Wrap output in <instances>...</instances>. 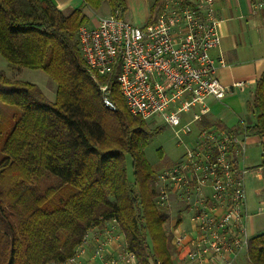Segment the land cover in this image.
<instances>
[{"label":"trees","instance_id":"1","mask_svg":"<svg viewBox=\"0 0 264 264\" xmlns=\"http://www.w3.org/2000/svg\"><path fill=\"white\" fill-rule=\"evenodd\" d=\"M103 1L110 12L125 9L124 0H83L65 11L51 0H0V56L56 84L50 100L0 69V264L62 262L90 226L109 219L138 264H173L169 214L155 203L154 186L171 162L161 147L159 164L145 153L164 127L129 111L114 73L101 77L115 108L106 106L78 47L85 11ZM246 105L253 121L227 129L264 137V70ZM200 123L226 128L206 116ZM246 259L264 264V232L249 238Z\"/></svg>","mask_w":264,"mask_h":264},{"label":"built area","instance_id":"2","mask_svg":"<svg viewBox=\"0 0 264 264\" xmlns=\"http://www.w3.org/2000/svg\"><path fill=\"white\" fill-rule=\"evenodd\" d=\"M216 1L157 0L143 25L128 21L118 7L96 25L77 30L80 53L104 104L115 108L108 83H101V77L114 73L129 111L148 124L170 127L183 147L154 180L155 203L170 209L174 202L183 216L165 229L175 264H233L246 253L251 237L248 134L200 123L209 102L221 101L229 90L217 74L224 60L210 53L220 43ZM251 2L254 8L263 5ZM232 86L243 89L244 83ZM48 264L138 262L118 222L109 219L90 226L71 256Z\"/></svg>","mask_w":264,"mask_h":264},{"label":"crops","instance_id":"3","mask_svg":"<svg viewBox=\"0 0 264 264\" xmlns=\"http://www.w3.org/2000/svg\"><path fill=\"white\" fill-rule=\"evenodd\" d=\"M60 10H68L81 6L83 0H51ZM263 5L254 8L251 0H217L215 3L219 17L218 31L220 34V43L211 50V54L216 58H222L224 64L218 68L217 74L222 84L229 87L225 97L221 101L211 100L210 111L206 115L220 121L224 127L235 125L238 121L250 123L253 116L247 110V102L253 98L254 86L264 70V0ZM157 0H124V17L131 23L143 25L153 13ZM105 4V6H103ZM106 1L101 3L99 9L104 7L101 14L92 25H96L99 19L111 13L110 7ZM98 10V9H97ZM87 9L85 12L88 15ZM242 81L244 88L233 87L232 83ZM232 114L236 121L228 123V116ZM247 154L245 164L250 169L246 178V191L253 189L255 197L264 200V137L255 134L247 136ZM261 167L262 170H258ZM252 193L250 201V192L248 199V208L251 216L258 213L262 208L258 199H255ZM173 215L172 208L167 209L168 219L164 224L165 229L173 221L181 222L183 216L180 215L178 208ZM174 210V212H175ZM250 216V217H251ZM248 219V228L251 236L254 235V222L252 217ZM245 258H246V253ZM242 255L233 263L235 264ZM173 264L177 262L176 255L171 254Z\"/></svg>","mask_w":264,"mask_h":264},{"label":"rangeland","instance_id":"4","mask_svg":"<svg viewBox=\"0 0 264 264\" xmlns=\"http://www.w3.org/2000/svg\"><path fill=\"white\" fill-rule=\"evenodd\" d=\"M103 6H105V4ZM103 9L104 7H102V9L89 11L87 25L89 26L92 25L97 18V14H101L103 12ZM0 69L3 70L6 73V75L9 76L10 78L20 79L37 84L48 99L50 100L54 99L56 84L41 69H32L28 67L11 65L2 56H0ZM209 119L215 120L213 118H209ZM227 120L229 121L228 123L233 124L235 123L236 118L232 114H229ZM149 126L154 127L156 125L149 124ZM163 127L164 130L160 132L158 135L151 138L148 141L147 147L145 148V153L147 155V158L153 165L159 164L160 162H162V160L164 162L172 163L179 158L180 154L183 151V147L176 143L177 138L173 130L170 127H166L164 125ZM184 138L188 140L186 136H184ZM159 147H161L165 153L164 159L162 160H160L157 154V148ZM167 167H162L159 170V172H162ZM249 192H250V201L251 200L253 201L252 199L253 189L252 188H250V190L247 189L248 196H249ZM253 196L255 199H258L262 205V210L258 213H254V215L251 216L252 217L251 221L254 222V230H255L254 235H256L264 232V200H260L258 197H255L254 193ZM172 204H173L172 214L175 215L176 214L175 209L178 207V205L174 202ZM108 226L110 227V223L108 224ZM235 264H250V263L245 258V254L242 253L241 259H239Z\"/></svg>","mask_w":264,"mask_h":264}]
</instances>
